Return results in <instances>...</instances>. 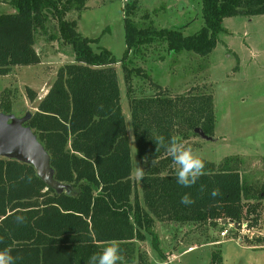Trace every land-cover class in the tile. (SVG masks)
I'll use <instances>...</instances> for the list:
<instances>
[{
	"label": "trees",
	"instance_id": "1",
	"mask_svg": "<svg viewBox=\"0 0 264 264\" xmlns=\"http://www.w3.org/2000/svg\"><path fill=\"white\" fill-rule=\"evenodd\" d=\"M87 0H11L12 13H0V76L15 66L41 62L34 48L36 35L46 34L49 18L59 41L73 50V61L58 69L46 94L27 122L45 147L53 179L65 186L49 188L34 168L0 157V264H145L136 242L151 237L152 248L166 260L153 232L160 222L238 224L253 216L264 199V183L255 188L239 173L238 158L221 164L190 158L191 173H174L178 146L201 131L212 137L215 129L211 93L187 92L171 96L155 83V95L131 98L130 122L140 171L141 197L131 178L133 162L126 122L120 103L115 64L121 63L127 93L131 75L148 78L129 68V54L155 41H164L173 53L206 56L225 32L223 19L264 15V0H200L202 27L192 35L179 29L139 27L131 19L139 0H128L123 12L125 52L116 60L98 46L99 37H84L77 20ZM236 56V55H235ZM236 67L239 59L236 56ZM30 102L36 98L27 88ZM0 111L12 113L8 98L0 97ZM263 240H257L261 243ZM208 264H222L214 250Z\"/></svg>",
	"mask_w": 264,
	"mask_h": 264
},
{
	"label": "rangeland",
	"instance_id": "2",
	"mask_svg": "<svg viewBox=\"0 0 264 264\" xmlns=\"http://www.w3.org/2000/svg\"><path fill=\"white\" fill-rule=\"evenodd\" d=\"M11 0H0V13L12 11ZM128 0H89V11L70 12L69 19L77 20V30L84 37H99L98 46L107 48L116 60L125 52L122 6ZM200 0H139L138 11L131 18L139 26L152 24L158 29H179L192 35L202 27ZM218 35L216 48L206 56L182 51L173 53L164 41H155L129 54L125 65L140 69L142 75H131V92L127 93L121 63L115 70L120 87V103L127 136L130 141L133 169L131 178L137 183L141 197L140 171L135 154V143L130 122V99L155 95V83L171 96L187 92H209L214 101L215 129L211 140L192 136L177 148L180 153L172 167L174 173H191L185 165L190 158L206 159L221 164L225 158H238L239 173L255 188L264 183V15L225 18ZM46 34L36 35L34 48L41 62L32 66H15L10 74L0 76V97L11 102L12 113L18 117L33 114L36 104L50 88L60 66L73 61L70 46L47 37L58 33L56 20L49 18ZM239 69L236 67V56ZM35 91L30 102L26 89ZM257 211L264 223V199ZM263 226L261 225V228ZM224 224L193 222H160L155 220L153 232L159 238L166 260L152 248L151 237L136 242L144 254L145 264H208L211 253H221L222 264H264V241L238 242L231 231L226 237ZM262 247V248H260ZM125 264V263H123ZM131 264H139L137 261Z\"/></svg>",
	"mask_w": 264,
	"mask_h": 264
},
{
	"label": "water",
	"instance_id": "3",
	"mask_svg": "<svg viewBox=\"0 0 264 264\" xmlns=\"http://www.w3.org/2000/svg\"><path fill=\"white\" fill-rule=\"evenodd\" d=\"M31 116L29 112L18 117L13 113L5 114L0 111V157L31 165L37 176L49 188L61 193L65 186L53 179L54 172L51 168L49 154L34 131L26 125ZM194 132L202 139H212L200 128L195 129ZM226 223L227 219L221 221L222 225Z\"/></svg>",
	"mask_w": 264,
	"mask_h": 264
},
{
	"label": "built area",
	"instance_id": "4",
	"mask_svg": "<svg viewBox=\"0 0 264 264\" xmlns=\"http://www.w3.org/2000/svg\"><path fill=\"white\" fill-rule=\"evenodd\" d=\"M252 218L253 216L246 221H243L240 226L238 224L226 223V228L221 231V236L224 238L230 235L231 231H233V235H236L238 242H243L244 239H248V241H264V223L262 222V219H259L257 222H253ZM218 223L222 226L221 221ZM261 225L263 226L262 228Z\"/></svg>",
	"mask_w": 264,
	"mask_h": 264
},
{
	"label": "crops",
	"instance_id": "5",
	"mask_svg": "<svg viewBox=\"0 0 264 264\" xmlns=\"http://www.w3.org/2000/svg\"><path fill=\"white\" fill-rule=\"evenodd\" d=\"M89 0H87L86 1V5H85V9L84 10H82V12L80 13V16H79V18L82 16V14H85V13H87V11H89V9H90V7H89V2H88ZM123 7V6H122ZM14 10L12 9V11L11 12H9V13H12ZM69 15H70V13H68V15H67V18L69 17ZM78 22V21H77ZM78 25V24H77ZM43 95H45V94H43ZM41 99V98H40ZM39 99V100H40Z\"/></svg>",
	"mask_w": 264,
	"mask_h": 264
}]
</instances>
